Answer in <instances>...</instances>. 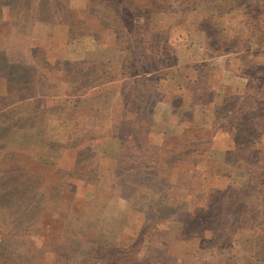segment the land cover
<instances>
[{
  "label": "rangeland",
  "instance_id": "obj_1",
  "mask_svg": "<svg viewBox=\"0 0 264 264\" xmlns=\"http://www.w3.org/2000/svg\"><path fill=\"white\" fill-rule=\"evenodd\" d=\"M218 4L0 0V264H264V45Z\"/></svg>",
  "mask_w": 264,
  "mask_h": 264
},
{
  "label": "trees",
  "instance_id": "obj_2",
  "mask_svg": "<svg viewBox=\"0 0 264 264\" xmlns=\"http://www.w3.org/2000/svg\"><path fill=\"white\" fill-rule=\"evenodd\" d=\"M175 2L178 1H182V0H173ZM233 3L236 4V6H233V9H228L227 7V2H231L230 0H213L214 4L220 3L218 5H216V7H219L217 10H214L213 12H210V14L208 15L211 19V17H214L215 15H238L241 16V18L246 19V22L243 23L244 25H250L251 26V30H253V35L256 39V41H258V44H260V46L264 45V6H259V5H253V4H245V5H240V3H242L243 0H232ZM97 3H104L105 5H107L111 10H112V16H114V19L116 21H120L121 20V25H119L118 27H115L114 31L116 34V30L120 29V31L124 28L125 23L123 22V15L125 16L126 14V18H132L133 16L135 17L138 14H151L152 12L158 11L160 8V5H157L158 0H96ZM215 7V8H216ZM164 9H166L165 7H163ZM240 10L241 13L239 12ZM163 12V11H162ZM166 13V12H165ZM124 24V25H123ZM118 31V30H117ZM126 53H125V60H128V58H135L136 56V51L133 50V48L129 47L125 49ZM134 54V55H133ZM127 62V61H126ZM144 64V61L143 63ZM170 63H167V61H163L160 60V58L154 57L152 62L149 64L150 66H148V69L146 68V70L141 73V74H136L140 79L139 82L143 81H148L150 79L151 74L154 73V75L156 76L161 70L166 71L164 73V82H168L169 87L172 86L171 92H169L171 94V97H179L181 98L183 101H186L187 99V94H188V88L190 87V85L192 86L193 84H190V80L187 81L185 77V75H179V78H183L184 80L187 81V83H180V80H177L176 78H174L173 76V67L175 66H169ZM154 66L153 69H151V66ZM124 66V67H123ZM123 69H126V66L123 65ZM176 71V70H175ZM177 72V71H176ZM172 73V74H171ZM171 74V75H169ZM169 76H171V78L169 79ZM262 78L259 79V81H261ZM161 82V81H160ZM141 83H139L140 85ZM190 84V85H189ZM198 84V82H197ZM194 89H191L190 91H193V93H196L197 89V85H193L192 86ZM203 88H200L199 90H202ZM209 97H210V93H209Z\"/></svg>",
  "mask_w": 264,
  "mask_h": 264
},
{
  "label": "crops",
  "instance_id": "obj_3",
  "mask_svg": "<svg viewBox=\"0 0 264 264\" xmlns=\"http://www.w3.org/2000/svg\"><path fill=\"white\" fill-rule=\"evenodd\" d=\"M171 108H173V102H172ZM171 108H170V113L173 111V110H171Z\"/></svg>",
  "mask_w": 264,
  "mask_h": 264
}]
</instances>
